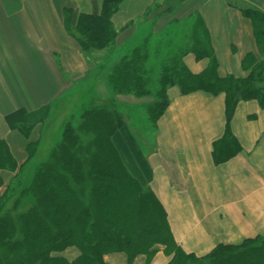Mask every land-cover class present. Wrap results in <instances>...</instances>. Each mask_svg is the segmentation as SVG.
<instances>
[{"label": "crops", "instance_id": "1", "mask_svg": "<svg viewBox=\"0 0 264 264\" xmlns=\"http://www.w3.org/2000/svg\"><path fill=\"white\" fill-rule=\"evenodd\" d=\"M103 1L0 0V136L19 165L27 161L28 144L40 140L58 105L77 102L90 90L98 99L110 97L71 30L81 13L100 14ZM153 3L123 0L113 16L115 53L121 56L153 42L149 52L168 61V52L187 48L183 62L192 73L203 72L214 57L219 76L236 78L247 77L264 60L252 21L242 12L249 7L264 12V0H174L171 12L145 17ZM195 50L211 55L197 58ZM167 95L169 105L147 151L126 114L114 140L133 176L163 205L175 240L187 252L203 256L219 243L264 236V104L238 102L231 130L241 151L216 164L213 143L225 133V95H185L177 86H169ZM118 100L129 107L149 103L125 95ZM24 126H31L28 138L21 132ZM14 175L0 171V196ZM156 249L152 258L141 254L132 264H167L171 256L164 246ZM58 255L73 260L79 251L70 247ZM105 261L129 264L122 252L106 254Z\"/></svg>", "mask_w": 264, "mask_h": 264}, {"label": "trees", "instance_id": "2", "mask_svg": "<svg viewBox=\"0 0 264 264\" xmlns=\"http://www.w3.org/2000/svg\"><path fill=\"white\" fill-rule=\"evenodd\" d=\"M122 2L104 0L100 14L81 13L71 28L87 59L92 63L96 57L102 59L94 61V70L110 97L98 100L95 90L80 96V125L65 124L54 161L39 165L30 184L21 188L11 208L5 210L17 194L15 182L37 142L28 144V159L19 165L0 136V171L15 172L0 196V264H109L105 255L115 252L125 253L132 264L141 254L152 258L157 245L164 246L171 256L167 264H264V236L260 235L239 244L219 243L203 256L187 252L175 240L163 205L148 185L133 176L114 140L125 125L119 96L152 97L151 84L159 82L154 91L157 96H153L160 101L149 105L147 111L156 125L169 105V86L179 87L185 95L223 93L226 129L213 143L212 154L216 164L229 160L241 151L231 130L238 102L256 99L264 104V60L256 62L247 77L236 78L219 76L214 57L203 72L192 73L183 62L187 48L173 55L168 52V61L149 52L153 42L120 56L115 53L118 30L113 16ZM173 2L154 0L145 17L171 12ZM242 12L252 21L264 57V12L250 7ZM195 52L197 58L211 55L206 50ZM30 131L31 126L21 128L27 138ZM24 202L30 205L21 209ZM70 247L78 249L76 258L58 255Z\"/></svg>", "mask_w": 264, "mask_h": 264}, {"label": "rangeland", "instance_id": "3", "mask_svg": "<svg viewBox=\"0 0 264 264\" xmlns=\"http://www.w3.org/2000/svg\"><path fill=\"white\" fill-rule=\"evenodd\" d=\"M149 26V25H148ZM146 30H151V27H146ZM171 30H177L172 29ZM178 30H184V29H178ZM100 55V53L98 54ZM102 59L95 58L94 61H100ZM92 63V62H91ZM97 71H94V75H96ZM151 73V72H150ZM160 87V83H152L151 88L153 90L152 97L146 96L142 98H136V99H148L149 103L144 107H129L126 105H123L121 108V112L126 114V117L128 116V123L130 127L133 130V134L136 135L139 141L142 142L143 150L147 151L150 148V145H152V142L155 137V124L153 121L149 118L148 115V106L151 104H155L157 101H160L158 99L157 94L154 91H157ZM155 95V96H153ZM99 100V99H98ZM95 100V102L100 103L101 101ZM101 100V99H100ZM79 100L76 102V99L73 101L69 100L67 103L59 106L57 108V111L55 115L53 116L50 124L45 128L43 135L41 136L40 140L37 141L36 147L32 149L30 152L31 157L28 163L25 166V169L20 173L19 183L17 181L15 184H17L16 195L11 200V202L7 203L4 207L7 209L11 208V205L13 204V201L18 197V193L21 190L22 187L29 185L30 181L32 180L36 169L39 167V165L43 163H50L53 162V155L55 152H57L61 141H62V133L64 130V126L66 123H71L74 128H78L80 125L81 119V107L78 104ZM128 112L127 113H125ZM79 135L81 138H85V134L83 132H79ZM30 205V204H29ZM29 205H26V202L23 203L21 209H24L28 207Z\"/></svg>", "mask_w": 264, "mask_h": 264}]
</instances>
